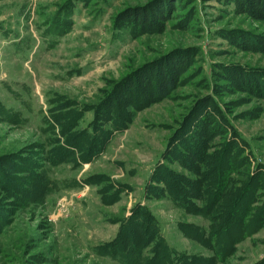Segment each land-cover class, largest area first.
I'll return each mask as SVG.
<instances>
[{
    "label": "rangeland",
    "instance_id": "1",
    "mask_svg": "<svg viewBox=\"0 0 264 264\" xmlns=\"http://www.w3.org/2000/svg\"><path fill=\"white\" fill-rule=\"evenodd\" d=\"M158 237L264 264V0H0V264Z\"/></svg>",
    "mask_w": 264,
    "mask_h": 264
},
{
    "label": "trees",
    "instance_id": "2",
    "mask_svg": "<svg viewBox=\"0 0 264 264\" xmlns=\"http://www.w3.org/2000/svg\"><path fill=\"white\" fill-rule=\"evenodd\" d=\"M141 18V17H140ZM13 114H17V113H13ZM94 122H96V120H93ZM88 133V132H87ZM89 134V133H88ZM92 135V134H91ZM37 146H39V145H37ZM66 152V151H65ZM64 152V153H65ZM63 154V153H62ZM64 156H66L65 154H63ZM166 187V190H167V186H165ZM118 237V236H117ZM117 237H116V239H117ZM159 238V237H158ZM116 239L114 240V241H112L111 243H109L108 245H105V246H108V247H110L111 245H113L114 244V242L116 241ZM159 239H161V237L159 238ZM161 241H162V243L164 244V245H166V248H167V250H168V252H169V256H170V258L169 259H166V261H165V263L164 264H172L173 262H174V256H175V253L174 252H172V250L169 248V246L166 244V241L162 238L161 239ZM105 248V247H104ZM97 254H100L99 252H97ZM141 259L142 260H144V261H150L151 259H153L154 257H155V254H154V252H151L150 251V253H149V255H146L145 254V251L144 250H142L141 251ZM102 255V254H101ZM112 257H114V256H112ZM115 258V257H114ZM119 258V261L121 260L120 259V256L118 257Z\"/></svg>",
    "mask_w": 264,
    "mask_h": 264
}]
</instances>
